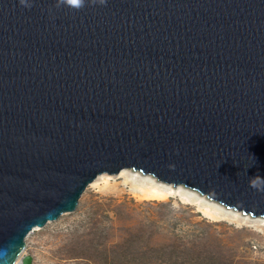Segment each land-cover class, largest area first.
<instances>
[{
    "label": "water",
    "instance_id": "95a60500",
    "mask_svg": "<svg viewBox=\"0 0 264 264\" xmlns=\"http://www.w3.org/2000/svg\"><path fill=\"white\" fill-rule=\"evenodd\" d=\"M32 2L0 0V264L124 167L264 216V0Z\"/></svg>",
    "mask_w": 264,
    "mask_h": 264
},
{
    "label": "rangeland",
    "instance_id": "374dc122",
    "mask_svg": "<svg viewBox=\"0 0 264 264\" xmlns=\"http://www.w3.org/2000/svg\"><path fill=\"white\" fill-rule=\"evenodd\" d=\"M173 184L132 167L102 172L72 211L27 233L22 255L32 264H264V216ZM147 188L167 196L137 194Z\"/></svg>",
    "mask_w": 264,
    "mask_h": 264
},
{
    "label": "clouds",
    "instance_id": "9594fccd",
    "mask_svg": "<svg viewBox=\"0 0 264 264\" xmlns=\"http://www.w3.org/2000/svg\"><path fill=\"white\" fill-rule=\"evenodd\" d=\"M19 4L25 8H31L33 6L32 0H19ZM86 4L90 6H102L106 4V0H56L55 6L57 8L64 6L70 8L71 10L79 11L85 7ZM248 183L249 187L256 190L257 192H264V177L259 175V173L251 176Z\"/></svg>",
    "mask_w": 264,
    "mask_h": 264
},
{
    "label": "bare ground",
    "instance_id": "6f19581e",
    "mask_svg": "<svg viewBox=\"0 0 264 264\" xmlns=\"http://www.w3.org/2000/svg\"><path fill=\"white\" fill-rule=\"evenodd\" d=\"M137 194L141 197H145V198H151V199H160V198H164L167 196V193L162 192L158 189L155 188H147V189H141L140 191L137 192ZM169 195V194H168ZM208 215V214H207ZM213 216V215H212ZM211 216V217H212ZM215 219V218H214ZM22 252L19 255L17 261L15 264H20V259L22 257Z\"/></svg>",
    "mask_w": 264,
    "mask_h": 264
}]
</instances>
